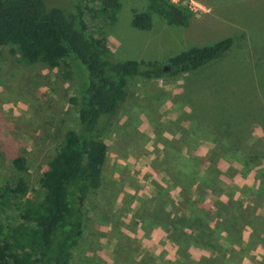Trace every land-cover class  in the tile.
Segmentation results:
<instances>
[{
	"label": "rangeland",
	"instance_id": "374dc122",
	"mask_svg": "<svg viewBox=\"0 0 264 264\" xmlns=\"http://www.w3.org/2000/svg\"><path fill=\"white\" fill-rule=\"evenodd\" d=\"M42 1L66 13L77 0ZM116 1L111 20L83 14L112 60L163 67L190 46L234 41L192 72L128 80L68 264H264V0H193L186 25L150 14L144 30L130 16L147 1ZM9 47H0V185L22 178L23 200L37 202L63 133L78 129L70 98L80 74L65 61L24 62ZM18 155L25 170L12 164Z\"/></svg>",
	"mask_w": 264,
	"mask_h": 264
},
{
	"label": "trees",
	"instance_id": "16d2710c",
	"mask_svg": "<svg viewBox=\"0 0 264 264\" xmlns=\"http://www.w3.org/2000/svg\"><path fill=\"white\" fill-rule=\"evenodd\" d=\"M145 11L131 12L130 25L144 30L150 14L166 24L186 25L193 12L167 0H146ZM116 0H77L72 10L45 8L42 0H0V47L24 62H42L50 67L65 61L78 70V129H67L38 179L42 198L23 197L27 186L22 178L0 185V264H68L85 219L83 202L101 184L106 145L102 134L107 118L124 97L128 80L177 76L221 56L233 43L225 36L211 44L190 46L164 61L110 59L105 39L86 32L84 9L107 13L113 18ZM25 170L24 157L12 159ZM214 177V176H213ZM9 211V212H7ZM6 215L4 216V213Z\"/></svg>",
	"mask_w": 264,
	"mask_h": 264
},
{
	"label": "built area",
	"instance_id": "2783aa9c",
	"mask_svg": "<svg viewBox=\"0 0 264 264\" xmlns=\"http://www.w3.org/2000/svg\"><path fill=\"white\" fill-rule=\"evenodd\" d=\"M167 1L176 5V6H186L190 10H192V8L194 6L193 0H167Z\"/></svg>",
	"mask_w": 264,
	"mask_h": 264
},
{
	"label": "water",
	"instance_id": "95a60500",
	"mask_svg": "<svg viewBox=\"0 0 264 264\" xmlns=\"http://www.w3.org/2000/svg\"><path fill=\"white\" fill-rule=\"evenodd\" d=\"M162 69L163 70L167 69V66L166 65H163Z\"/></svg>",
	"mask_w": 264,
	"mask_h": 264
}]
</instances>
